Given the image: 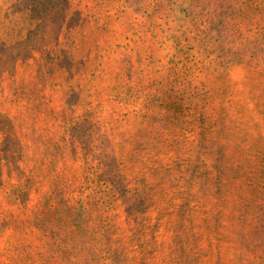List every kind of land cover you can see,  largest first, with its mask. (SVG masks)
<instances>
[{
    "label": "rangeland",
    "instance_id": "obj_1",
    "mask_svg": "<svg viewBox=\"0 0 264 264\" xmlns=\"http://www.w3.org/2000/svg\"><path fill=\"white\" fill-rule=\"evenodd\" d=\"M0 264H264V0H0Z\"/></svg>",
    "mask_w": 264,
    "mask_h": 264
}]
</instances>
